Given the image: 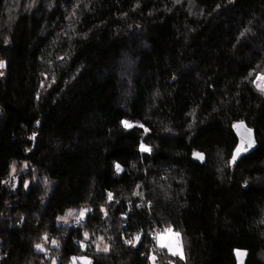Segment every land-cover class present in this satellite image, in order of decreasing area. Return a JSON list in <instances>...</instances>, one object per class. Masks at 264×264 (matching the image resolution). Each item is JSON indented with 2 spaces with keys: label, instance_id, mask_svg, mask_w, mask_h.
I'll use <instances>...</instances> for the list:
<instances>
[{
  "label": "trees",
  "instance_id": "obj_1",
  "mask_svg": "<svg viewBox=\"0 0 264 264\" xmlns=\"http://www.w3.org/2000/svg\"><path fill=\"white\" fill-rule=\"evenodd\" d=\"M0 62V264H264V0H0Z\"/></svg>",
  "mask_w": 264,
  "mask_h": 264
},
{
  "label": "rangeland",
  "instance_id": "obj_2",
  "mask_svg": "<svg viewBox=\"0 0 264 264\" xmlns=\"http://www.w3.org/2000/svg\"><path fill=\"white\" fill-rule=\"evenodd\" d=\"M256 84L258 85L259 88L264 90V76H259L256 80ZM71 213V214H70ZM81 213V212H80ZM80 213L76 210H70L68 211L64 216L59 217L58 223L61 226H71L75 222L77 218H84L87 214V212H84V215L81 216ZM159 236H164V241L163 243L168 246H162L161 241L158 237L157 239V245L160 248L166 249L170 254L174 256H180L184 257V249L182 246L181 238L180 236L176 237L175 233L171 231L170 233L166 232V229L161 233ZM107 248L103 244L98 247L99 251H105L104 249ZM108 251V248H107ZM105 251V252H107ZM239 253V255H238ZM237 257H238V264H245L246 257H247V252L243 250H239L237 252ZM81 262V263H79ZM89 260L87 259H82L79 260L78 262H74V264H88ZM55 264V263H54Z\"/></svg>",
  "mask_w": 264,
  "mask_h": 264
},
{
  "label": "water",
  "instance_id": "obj_3",
  "mask_svg": "<svg viewBox=\"0 0 264 264\" xmlns=\"http://www.w3.org/2000/svg\"><path fill=\"white\" fill-rule=\"evenodd\" d=\"M235 131L237 136L246 143L248 149H251L255 146V132L253 130L248 128L245 124H239L237 125ZM249 140L251 141V146H249Z\"/></svg>",
  "mask_w": 264,
  "mask_h": 264
},
{
  "label": "built area",
  "instance_id": "obj_4",
  "mask_svg": "<svg viewBox=\"0 0 264 264\" xmlns=\"http://www.w3.org/2000/svg\"><path fill=\"white\" fill-rule=\"evenodd\" d=\"M5 72H6L5 69L2 68V69H1V73L4 74ZM84 223H85L84 218H77V219L75 220V225H76V226H80L81 224H84ZM164 230H165L164 228H157V229H156V231H155V233H154V239L156 240V242H157V239H158L159 235H160L161 233H163ZM173 233H175V232L173 231ZM45 241H46V244H47V245L52 244V243H53V238H52V236H51V235H47V237L45 238ZM47 250H48V246H47ZM158 253H159V247H158V245H157L156 248L154 249V254L157 256Z\"/></svg>",
  "mask_w": 264,
  "mask_h": 264
},
{
  "label": "snow or ice",
  "instance_id": "obj_5",
  "mask_svg": "<svg viewBox=\"0 0 264 264\" xmlns=\"http://www.w3.org/2000/svg\"><path fill=\"white\" fill-rule=\"evenodd\" d=\"M3 67H4L3 62H0V68H3ZM125 126H126V127H130V125H128L126 122H125ZM242 143H243V142H242ZM248 143H249V146H251V141H250V140L248 141ZM141 150H142V151H149V149H148L147 147L143 146V145L141 146ZM241 150H243V148L238 149L237 152L239 153V151H241ZM233 159H235V157H234ZM117 167H118V166H117ZM109 199H111V194H109ZM70 214H71V213H70ZM80 215L83 216L84 213L81 212ZM166 232L170 233V232H171V229L166 230ZM85 235H87V234H85ZM175 235H176V237L179 236L178 233H176ZM136 239L138 240L139 237H137ZM159 239H160V241H161L162 246H168V245H165V244L163 243V241H164V236H159ZM129 243H132V241H129ZM37 247L40 248L41 246H40V245H37ZM104 250L107 251V248H105ZM238 255H239V253H238Z\"/></svg>",
  "mask_w": 264,
  "mask_h": 264
},
{
  "label": "bare ground",
  "instance_id": "obj_6",
  "mask_svg": "<svg viewBox=\"0 0 264 264\" xmlns=\"http://www.w3.org/2000/svg\"><path fill=\"white\" fill-rule=\"evenodd\" d=\"M58 259V258H57Z\"/></svg>",
  "mask_w": 264,
  "mask_h": 264
}]
</instances>
